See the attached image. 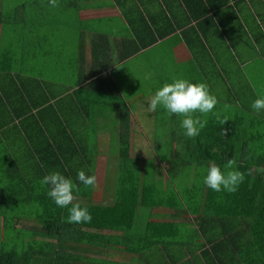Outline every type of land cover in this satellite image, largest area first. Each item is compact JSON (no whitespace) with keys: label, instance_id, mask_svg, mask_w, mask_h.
Returning <instances> with one entry per match:
<instances>
[{"label":"crops","instance_id":"obj_1","mask_svg":"<svg viewBox=\"0 0 264 264\" xmlns=\"http://www.w3.org/2000/svg\"><path fill=\"white\" fill-rule=\"evenodd\" d=\"M119 1L122 7L117 0H57L58 7L53 8L49 0H36L34 7L27 9L23 0H0V122L6 115L15 117L10 126L16 132L14 140L24 138L25 134L34 137L38 148L34 150L29 141L26 145L37 162L47 157L45 150L49 147L44 139L48 134L70 146L74 144L72 140L80 138L97 143L96 155L90 154L86 160L78 158L72 166L68 165L87 175L94 170L97 178L102 171L103 181L114 146L120 145L122 131L129 132L134 153L138 146L137 130L143 129L138 123L142 116L126 92L127 83H123L128 73L135 78L137 87L145 85L143 77L138 81L143 72L140 65L152 73L153 82L158 80L159 89L175 78L206 83L218 101L213 113L201 117L208 122L211 114L227 117L229 107L225 106L233 103L231 98L240 103L239 98L244 96L242 83L252 85L264 67V0ZM28 24L37 25L42 31L51 24L53 32L47 34V39L68 60L63 62L52 51L50 55L35 52L27 42L24 28ZM31 32L32 37L38 34L33 29ZM153 36L158 42L128 55L136 44ZM15 61L18 63L13 64ZM140 94L143 96L144 92ZM157 112V134H161L158 149L162 157L164 137L184 135L180 128L182 117L166 118L161 107ZM177 147L178 142L171 149ZM138 157L145 166L144 156ZM88 160L92 162L87 163ZM115 160L119 166L118 154ZM188 181L192 184L193 180ZM103 191L98 197L102 200ZM174 191L169 197L176 196ZM159 195L160 192L156 196ZM173 201L172 198L170 202ZM162 209L149 211L156 216L152 215L147 222L187 223L188 229L181 230L183 241L170 240L168 245L158 247L154 255L161 252L170 258L177 257L179 264H202V248L211 244L196 239L199 246H195L197 228L192 226L193 217L183 212L174 216V210ZM138 210L135 222L143 230L146 224L139 221V213L145 209Z\"/></svg>","mask_w":264,"mask_h":264},{"label":"trees","instance_id":"obj_2","mask_svg":"<svg viewBox=\"0 0 264 264\" xmlns=\"http://www.w3.org/2000/svg\"><path fill=\"white\" fill-rule=\"evenodd\" d=\"M123 14L126 16L127 12ZM156 42L158 38L154 36L142 40L128 55ZM258 72L254 83L241 89L245 93L250 89V104L238 107L230 103L225 117L228 121L223 126L218 123L217 115L211 114L208 126L195 139L181 136L179 140L171 134L164 137L165 150L158 168L160 181L165 173L167 182L173 185L192 174L196 179L192 184L181 180L179 190L174 191L176 196L170 199L161 194L156 196L159 190H152L154 183L144 182L149 175L145 174L142 181V158L137 157L138 152L132 153L129 132L122 131L117 152L119 197L108 204L104 203L105 199L97 204H85V198H92L97 188L85 189L74 177L80 169L68 164L72 166L78 158L86 160L88 155H96L98 144L80 138L72 140L74 144L70 146L53 136L51 139L48 134L44 139L49 147L45 150L47 157L37 162L26 145L29 141L34 150L38 148L34 137L25 134L24 138L14 140L16 132L10 126L16 119L6 115L0 122V127H5L0 132V264H140L143 259L155 264L153 256L151 259L149 256L158 247L168 245V241L178 239L182 231L175 222L153 221L141 230L135 222L140 208L150 211L169 208L174 210V216L182 212L192 216L198 226L195 239L211 244L207 249L202 248V264H264V111L256 113L251 108L264 95V67ZM233 109L238 111L232 113ZM176 142L179 148L171 149ZM159 144L157 136L154 146L152 143L156 159ZM229 159H235V170L244 174L238 189L228 193L206 187L203 183L206 169L215 164L226 171L224 165ZM53 171L70 178L80 189L73 192L74 203L87 207L92 216L90 223H68V208L58 207L47 196L48 187H41L39 181ZM90 175L96 176L94 170ZM108 178L106 172L104 181ZM100 180L103 185V178H97V183ZM172 198L175 201L170 202ZM174 226L177 227L172 229ZM111 252L124 259H109ZM165 264H179V259L172 256Z\"/></svg>","mask_w":264,"mask_h":264},{"label":"clouds","instance_id":"obj_3","mask_svg":"<svg viewBox=\"0 0 264 264\" xmlns=\"http://www.w3.org/2000/svg\"><path fill=\"white\" fill-rule=\"evenodd\" d=\"M49 5L53 8L58 7L57 0H49ZM217 103V98L210 94L206 83H191L182 78H175L173 82L165 83L151 96L147 110L154 112L158 107H161L168 117L174 115L182 117L180 121L182 134L189 139H195L207 125V119H201V117L213 113ZM251 108L256 113L264 111V95L259 96L251 104ZM217 121L223 126L228 120L227 118L220 119L217 115ZM235 168V159L227 160L224 165L226 171H221L219 166L211 164L206 169L204 185L215 192H235L244 180V174ZM77 180L85 189L95 188L97 185V177L87 175L83 170L78 171ZM39 183L41 187H48L47 196L58 207L68 208V223L91 222L92 216L87 207H81L79 203H74L76 197L73 192L74 190L78 192L80 189L70 178H66L58 171H53L45 175ZM69 205H71L70 208Z\"/></svg>","mask_w":264,"mask_h":264},{"label":"rangeland","instance_id":"obj_4","mask_svg":"<svg viewBox=\"0 0 264 264\" xmlns=\"http://www.w3.org/2000/svg\"><path fill=\"white\" fill-rule=\"evenodd\" d=\"M26 4H27V9L34 7L33 2H35L36 0H23ZM46 4V2H44ZM51 24H50V28L47 30H41V28L37 25H35V27H33L31 24H28L24 29L26 31V35H27V42L28 44L32 47V49L36 52V51H41V53H46L49 54L51 53V51L56 54L57 56L61 57V60L63 62L68 60V57L62 53H60V51L58 50V48L51 42L48 41L47 39V34L50 35L51 32H53V29H51ZM32 29L34 31H38V34H36L34 37H32ZM57 33V31H56ZM37 46V48H36ZM23 50V49H21ZM20 54L22 51H19ZM20 55L18 54L16 57H19ZM28 59V56L25 54V60ZM18 62L15 61V63L13 64H17ZM20 64H23L24 62H19ZM140 65V64H139ZM143 68V72H140L138 81L140 80V78L143 77V82L145 85H143L142 87H137V82L135 80V78L132 76V74L128 73L125 77V81L123 83H127L126 86H128V89L126 90V92L129 93V97L131 98V102L132 104L134 103V107L137 109L138 111V115H141V121H138V123L142 124L143 129L140 130L138 128V146H137V151L138 152L136 155L138 156H144V160H145V167H146V171L144 172V163L142 162L141 165V173H142V181L145 180V174H147L148 178L146 181V183L150 184V183H154L151 188L153 191H155V189L159 190L160 194H162V197L165 198V195L169 198V193L172 194V191H176L179 190V184L181 183V180H187V182H189V178H181L179 180V182H175L177 183L176 185H173L172 182H167V174L165 173V175L162 177L163 180L160 181V174L158 171L159 168V161L157 159H160L161 157V153L157 154V159H156V155L154 154L155 152L152 151L151 145L152 143L155 144L156 141V137L161 136V134H157L158 133V125H156V122L158 123V120L156 121V118L158 117L157 115V109L154 112H149L147 110V105L149 103V100L151 98L152 95H154V93L159 89V84L157 86L158 80L156 82H153L151 80V75L152 73H147L146 72V68L142 65H140ZM252 74V73H251ZM250 74V75H251ZM150 77V78H149ZM253 82V81H252ZM122 83V84H123ZM254 83V82H253ZM261 84V83H260ZM149 85V87H148ZM248 86L246 83H244V87H242L241 89H246ZM140 91H143L144 94L143 96L140 94ZM246 90H244V96L242 98H239L240 103H236L237 99H232L231 101H233L232 105H236L238 107H241L242 105H247L250 104L251 101V92L250 89H247V93H245ZM238 111L237 109H233V112ZM166 118H170L167 115H165ZM164 116V117H165ZM162 117V116H159ZM161 121H159L160 123ZM165 123L169 122L167 120L164 121ZM163 122V123H164ZM144 133V134H143ZM110 133H108L107 135H109ZM146 135L148 136V138H143L142 136ZM149 143V144H148ZM116 144V143H115ZM117 149H119L118 145L116 144L114 146L113 152H112V156L113 159L110 161L109 163V171H108V176L109 178L107 179V181H103L104 184H101V180L97 183L96 188L97 190L94 189V195L92 196V198L88 199L85 198L84 203L85 204H97L99 202L97 201H101V197L99 199H97L96 201L94 200L95 198H98L97 196L99 195V193L103 190H101V188L103 187V189L105 190L104 193V203L108 204L111 203L112 201L116 200L119 197V193H117L118 189H119V177H120V172H119V168H118V160H115L116 154H117ZM154 149V148H153ZM159 152V150H158ZM147 162L149 163L147 165ZM100 178L102 177V171L99 174ZM194 182V176L193 174L190 177ZM192 181V182H193ZM193 182V183H194ZM182 184H186V183H182ZM164 191V192H163ZM101 199V200H100ZM92 201L94 203H92ZM162 209V208H159ZM156 210V209H155ZM154 210V213H155ZM163 211H166L165 209H162ZM149 209H145V212H140L139 213V221L142 224H146L147 221L149 220V218L152 217V214L149 212ZM170 216H172L173 212L170 210ZM156 216V214H155ZM154 216V217H155ZM181 220L183 218H180ZM194 229L198 228L197 224L192 225ZM177 226L172 227V229L176 228ZM181 230H184L185 232H187L188 229V225L187 223L184 225H180ZM179 241H183V237L179 236L178 239ZM199 240V239H198ZM194 244L195 246H199L198 242L196 239H194ZM183 248V247H182ZM186 248H183V250H185ZM176 251V250H175ZM153 256V260L155 262V264H165L167 262H169V260L171 259L170 257L165 256L163 253H158L156 255H151L149 256V258L151 259V257ZM109 259L111 260H120L122 261L124 259V256H121L120 254H116V253H109L108 256ZM152 260V261H153ZM149 264V261L147 259H143L141 261L140 264Z\"/></svg>","mask_w":264,"mask_h":264}]
</instances>
